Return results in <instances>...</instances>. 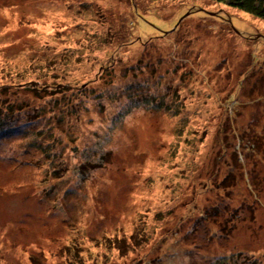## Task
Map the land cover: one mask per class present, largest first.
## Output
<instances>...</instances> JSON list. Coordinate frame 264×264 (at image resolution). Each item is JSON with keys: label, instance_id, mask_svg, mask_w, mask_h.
<instances>
[{"label": "rangeland", "instance_id": "rangeland-1", "mask_svg": "<svg viewBox=\"0 0 264 264\" xmlns=\"http://www.w3.org/2000/svg\"><path fill=\"white\" fill-rule=\"evenodd\" d=\"M41 71L87 97L59 103L47 157L35 124L0 133V264H264V19L211 0H0V108L44 104L18 85ZM141 92L163 106L130 108Z\"/></svg>", "mask_w": 264, "mask_h": 264}, {"label": "trees", "instance_id": "trees-1", "mask_svg": "<svg viewBox=\"0 0 264 264\" xmlns=\"http://www.w3.org/2000/svg\"><path fill=\"white\" fill-rule=\"evenodd\" d=\"M217 3L227 4L229 6H232L234 8H237L239 10H243L247 12L248 14L264 19V0H211ZM247 38V36H244ZM53 72V71H52ZM39 77L42 79L40 80H23L24 82H19V86H25L26 90L33 92L37 100L44 101V104H34L35 107H33V103H29L26 98H24L23 103H18L16 100L8 102L7 105H4L0 108V133L3 131H11V129H25L23 127L24 123H33L35 124L36 128L32 131L33 132V141L36 145L41 148V153H44L47 157L49 155V141L51 140V137H44L42 142L40 141L41 135H46V129H53L50 126V118L51 117H59L58 113L60 111H57L59 107V103L63 102V106L70 107L73 109V107L76 106L74 101L79 104H84V100L87 97L85 92L81 90V88L77 85H66L63 82L55 83L56 80L59 78L57 73H52L51 77H53V82H49L48 74L47 72L41 71V74H38ZM100 79V76H99ZM29 87V88H28ZM52 87L53 89H50ZM72 90V91H71ZM70 91V95L67 93ZM92 94H95L94 100H97L98 102H101V94L96 93V91H93ZM138 95L139 97H131L130 102V108L134 107L135 105L143 104L148 105L152 108H159L162 107L164 104V98H160L158 100L156 95L148 96L147 94ZM133 95V94H131ZM86 96V97H85ZM177 96V95H176ZM179 96H177L178 98ZM46 101H49L47 103ZM51 103V104H50ZM27 104V106H26ZM48 104L49 107L46 109L45 105ZM0 105H3L1 103ZM168 105V104H167ZM173 106V105H172ZM3 107H6L3 109ZM59 109H62V105L60 104ZM71 112H74L71 110ZM39 113L40 115L36 114ZM36 114V115H34ZM48 114V117L46 116ZM124 113H120L118 117H122ZM45 119L48 121L47 126L45 125ZM42 124V125H40ZM185 125V123H184ZM38 127V130H37ZM40 128V129H39ZM42 129V130H41ZM181 132V131H180ZM2 134V133H1ZM182 135V132L180 133ZM102 141L104 144L109 143V136L104 134L102 137ZM102 148L104 149V146L101 141H99V144H96V148ZM99 165L102 164V160H98ZM88 161H83L80 165V167H83L87 170H90L87 167ZM95 165L96 162H95ZM98 165V166H99ZM58 171V170H55ZM84 173V172H83ZM173 237L174 232H170L168 236ZM212 264H227V258L224 256H221V258L217 259L215 262H212ZM248 264V263H247Z\"/></svg>", "mask_w": 264, "mask_h": 264}, {"label": "water", "instance_id": "water-1", "mask_svg": "<svg viewBox=\"0 0 264 264\" xmlns=\"http://www.w3.org/2000/svg\"><path fill=\"white\" fill-rule=\"evenodd\" d=\"M125 264H128V263H125Z\"/></svg>", "mask_w": 264, "mask_h": 264}]
</instances>
